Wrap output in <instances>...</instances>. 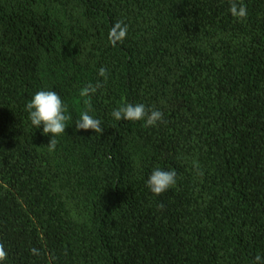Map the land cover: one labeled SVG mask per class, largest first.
Wrapping results in <instances>:
<instances>
[{
  "label": "trees",
  "instance_id": "obj_1",
  "mask_svg": "<svg viewBox=\"0 0 264 264\" xmlns=\"http://www.w3.org/2000/svg\"><path fill=\"white\" fill-rule=\"evenodd\" d=\"M230 2L0 0L4 264H255L264 254V0H242L243 18ZM118 21L127 35L112 43ZM39 89L60 93L72 117L54 151L25 111ZM122 103L164 118L115 121ZM84 110L102 133L74 131ZM157 167L177 172L159 195L146 185Z\"/></svg>",
  "mask_w": 264,
  "mask_h": 264
},
{
  "label": "clouds",
  "instance_id": "obj_2",
  "mask_svg": "<svg viewBox=\"0 0 264 264\" xmlns=\"http://www.w3.org/2000/svg\"><path fill=\"white\" fill-rule=\"evenodd\" d=\"M229 11L234 17L243 18L247 15L246 6L242 0H231ZM128 25L122 21L114 23L109 32V39L112 43L122 41L127 35ZM105 69H100V75L105 74ZM28 120L35 129H41L42 133L49 135L47 143L49 151H54L57 146V138L65 134V129L72 119L68 112L67 104L54 89H39L35 91L25 104ZM111 116L115 121H142L145 126L155 127L164 118V113L156 108H149L144 103H122L113 108ZM74 131L81 129H92L95 133H102L104 128L99 118L90 114L89 110H84L75 120ZM42 126V128H41ZM177 183V172L173 169L154 168L147 177L146 185L150 191L159 195ZM32 252L38 254L37 249ZM6 252L3 245H0V264H4ZM255 264H264V254H257L254 257Z\"/></svg>",
  "mask_w": 264,
  "mask_h": 264
}]
</instances>
